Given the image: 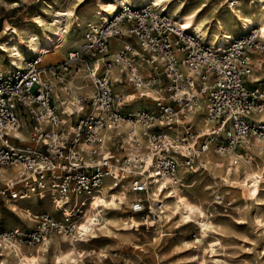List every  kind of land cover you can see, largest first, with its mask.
I'll list each match as a JSON object with an SVG mask.
<instances>
[{"label":"built area","instance_id":"2783aa9c","mask_svg":"<svg viewBox=\"0 0 264 264\" xmlns=\"http://www.w3.org/2000/svg\"><path fill=\"white\" fill-rule=\"evenodd\" d=\"M118 5L106 17L99 12L83 47L51 67L56 82L44 78L40 55L22 70L0 67V167L19 166L17 177L0 185V198L46 196L59 213H35L29 229L0 228V264L5 249L46 255L57 233L73 248L88 243L98 237L106 211L122 206L131 213L124 229L156 228L154 239H163L174 214L171 195L182 191L187 174L208 171L211 155L234 156L232 167L250 163L253 148L264 143V118L253 115L264 112V76L252 78L264 73L256 28L218 46L183 28L166 7ZM112 38L121 43L115 52ZM81 62L88 92L72 84ZM142 64L151 65L147 76ZM117 66L120 78L113 76ZM124 75L144 105L136 113L127 110L133 102L127 93L117 90ZM24 131L28 139L18 135ZM119 192L130 200L116 197L113 204ZM225 196L217 191L213 203ZM96 197L106 202L93 206ZM89 218L93 228L84 231Z\"/></svg>","mask_w":264,"mask_h":264},{"label":"bare ground","instance_id":"6f19581e","mask_svg":"<svg viewBox=\"0 0 264 264\" xmlns=\"http://www.w3.org/2000/svg\"><path fill=\"white\" fill-rule=\"evenodd\" d=\"M236 2V5L231 6V0H220L218 5H215L210 0H118L117 2L113 0H55L54 3L44 5L46 15L50 16L49 19L40 13L37 14L35 22L41 28L40 30H30L29 26L14 28L16 33H9L8 37L0 42V67H3L6 71L22 70L27 67L33 56L40 55L41 61L39 64L44 69V78L56 82V78L54 76L52 77L51 67L61 61L67 60L69 55L76 51L77 46H80L79 49L83 47L85 42L84 34L90 25L99 21V12L106 17L108 14L116 12L119 7L118 4L125 5L127 3H135V6L148 4L160 8L166 7L179 18L183 28L198 32L214 45L221 46L228 38H236L238 35L252 28H256L259 31L261 40L264 41V0H236ZM89 3H92L94 6V11L91 16L86 17L87 14L85 16L83 13H78L80 7L83 8ZM89 8L92 9L91 7ZM76 16H78L77 23H75ZM2 36H0V40ZM116 49L113 48V52ZM6 58L8 59V65L5 63ZM151 69V65L142 64L140 72L147 76L152 71ZM121 70L122 68L120 66H117V70H113L115 77L120 78L122 74ZM155 71L159 72L160 70L155 69ZM84 75L82 73V75L77 76L78 83L73 82L72 84L79 85L81 88H84L83 91L86 90L88 92L91 86L81 78ZM262 76H264L263 72H254L252 74V78L254 79H259ZM120 87L122 89L130 88L131 90L129 91L131 93H127L126 95L129 100H132L138 105L139 94L136 89H132V84L120 85ZM56 89L59 94L63 95L60 88ZM139 89L141 91L143 90L141 87ZM138 110L139 107L133 111L129 110V112L136 113ZM261 117L264 118V112L261 114ZM191 118L195 117L192 116ZM202 121L199 120L198 123L201 124ZM124 128L126 129V126ZM18 135L23 139L28 138V134H23L22 132L18 133ZM253 151L256 156L252 162L238 164L234 167L230 163L234 156L227 155L226 157H218L211 155V167L213 168H209V175L216 184L229 187V189L232 188L233 190L238 189L240 190L239 194L241 196L250 199L255 204V211L252 213L253 222L264 227V212H260L263 204L264 143L253 148ZM14 168V171H10L8 167H0V176L3 179L0 178V181L16 178L19 166H14ZM208 188L210 186H206L205 189ZM173 192L174 194L171 196H175L176 199L172 200V204H168V208L178 218L174 219L172 215L169 216V218H173L171 223L175 227L192 226L198 231V237L196 239H181L180 243L185 247L195 244L198 248L210 249L211 256H215L218 253V248L213 244L215 233L223 231L224 226L211 216L208 210L211 201L207 200L203 195L195 196L189 194L186 190L180 192L177 188H174ZM127 195L124 192H119L112 197V203H117L116 197L122 202L127 200ZM35 196V194L29 193L28 197L23 201L32 199ZM99 201L106 202L103 197H96L93 206L98 205ZM5 202L7 203L8 209H13L24 218V221L22 220L23 223L11 218L9 227H19L22 226L21 224H32V215L26 213L29 210L25 209L26 211H24V208L17 207L15 202H10L8 199ZM122 211V213L105 217L104 224L100 227V231L104 236L112 235L116 239H124V234H134L129 229L123 228L126 219L131 215L128 214L126 207L122 208ZM123 213H126V216ZM134 222L136 223L137 220H134ZM82 225H84L87 231L92 229V218H89ZM125 225L128 226V224ZM262 232H264V229ZM64 238L65 236L63 234H56L54 243L57 248H59L60 242ZM19 250V248L17 250H3V263L41 264L40 261L43 257L41 254H37L33 249H30L32 251L30 253L23 252L21 254ZM71 252V249L66 251L60 249L53 257V264H81L77 256L74 253L71 254ZM100 253L104 256L107 255V252L104 250L100 251ZM198 263L206 264L204 256Z\"/></svg>","mask_w":264,"mask_h":264},{"label":"rangeland","instance_id":"374dc122","mask_svg":"<svg viewBox=\"0 0 264 264\" xmlns=\"http://www.w3.org/2000/svg\"><path fill=\"white\" fill-rule=\"evenodd\" d=\"M210 1L215 5H218L220 2V0ZM54 2L55 0H0V36L3 35L0 42L4 41L9 33L15 34L16 31L14 28L29 26L30 30H40L41 28L37 26L35 18L37 14L40 13L47 16L49 19L50 16L46 15L44 5ZM78 11V13H83L85 16L87 14L86 17H89L94 11V6L92 3H89L83 8L80 7ZM98 20L100 21V14L98 15ZM203 39H206V37L204 36ZM111 44L112 48L116 49L121 43L113 39ZM79 48L80 46H77L76 50ZM7 61L8 59L5 60V63L8 65ZM158 67H160V70L162 69L161 66L158 65ZM79 68H81L80 75H82V73L85 74L84 69L86 67L83 62L80 63ZM75 70L77 69L73 66L70 71L71 75L75 74ZM115 70H117V68ZM113 76H115L114 73ZM125 80L126 75L123 76V83H120L121 86L129 84ZM117 88V90H122L125 93H131V91H129L131 90L130 88L122 89L120 86ZM132 89L135 88L132 87ZM136 105L137 104L134 102L130 105L126 104L127 110L133 111L137 107L141 108L144 106L141 105L140 101L138 105ZM253 115L256 118L261 117V114ZM24 133L28 134L26 131H24ZM8 169L14 171L15 168L8 167ZM209 171L210 170L202 173L187 174L188 176H186L182 191L186 190V192L195 196L203 195L207 200H210L211 203L208 210L211 216L224 226L223 231L215 233L213 244L218 248V253L215 256H211L212 253L210 249H204L203 247L198 248L195 244L189 247L183 246L180 240L196 239L198 237V231L192 226L175 227L171 222L173 218L177 219L178 217L175 214H171L173 218L171 222L166 225L163 239H154V237H156V228H152L150 231L142 228L140 232L130 230L134 234H124V239H116L112 235L104 236V234L99 231L96 234L98 237L89 238L88 243L78 242L75 248L71 247L68 242L63 241L64 239L60 242L59 248L55 246V243H51L49 246L50 251L41 258V264H53V257L60 249L63 251L68 249L74 250V255L77 256L81 264H199L198 261L201 260L203 256L206 259V264H264V232H262L264 227L253 222L252 213L255 211V204L250 199L241 196L239 194L240 190H233L232 188L229 189V187L216 184L209 175ZM109 181L110 180L107 179V182ZM2 183L3 181H0V185H2ZM206 186H210V188L205 189ZM219 190L220 193L226 195L225 201L222 204L213 203L215 194H217ZM127 200H130L129 196ZM10 202H15V205L24 208V211H26L25 209L29 210V212L26 211V213L32 215L31 219L35 213L42 211H53L59 215L58 211L53 208L54 206L49 197L46 196L36 195L32 199L23 201L24 203L21 202V200ZM262 203L260 212H264V186L262 188ZM125 207L126 206L117 209H108L106 211V216L122 213V208ZM127 209L128 214L131 215L129 208ZM22 213L24 212L22 211ZM123 214L126 216V213ZM11 218L19 220L22 223L24 221L21 214L15 212L13 209H8L5 200L0 198V228H13L14 226H8L10 225ZM31 221L32 224H21L22 226L19 227L29 229L34 225V221ZM79 249L80 251L87 250V253L84 256L80 255L82 256L80 257L79 254L77 255L76 253ZM90 249L95 250L91 255L88 254V250ZM102 250L107 252L106 256L100 253Z\"/></svg>","mask_w":264,"mask_h":264},{"label":"snow or ice","instance_id":"6c2138e0","mask_svg":"<svg viewBox=\"0 0 264 264\" xmlns=\"http://www.w3.org/2000/svg\"><path fill=\"white\" fill-rule=\"evenodd\" d=\"M99 203L103 204V201H99ZM82 230L87 231V229L84 227V225L80 226Z\"/></svg>","mask_w":264,"mask_h":264},{"label":"crops","instance_id":"0c3cea01","mask_svg":"<svg viewBox=\"0 0 264 264\" xmlns=\"http://www.w3.org/2000/svg\"><path fill=\"white\" fill-rule=\"evenodd\" d=\"M69 75V74H68ZM83 90H84V88H82ZM85 92H86V90H85ZM59 96L61 97L62 96V94H59ZM132 111V110H131ZM23 133V132H22ZM23 134H25V133H23ZM21 137V136H20ZM22 138V137H21ZM28 138H29V135H28ZM28 138H26V139H28ZM34 250V249H33Z\"/></svg>","mask_w":264,"mask_h":264}]
</instances>
